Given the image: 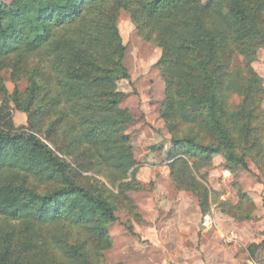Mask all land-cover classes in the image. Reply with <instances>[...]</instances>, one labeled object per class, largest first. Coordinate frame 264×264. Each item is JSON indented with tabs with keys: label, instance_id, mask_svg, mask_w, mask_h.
<instances>
[{
	"label": "trees",
	"instance_id": "trees-1",
	"mask_svg": "<svg viewBox=\"0 0 264 264\" xmlns=\"http://www.w3.org/2000/svg\"><path fill=\"white\" fill-rule=\"evenodd\" d=\"M110 2L115 4L109 7ZM117 4L129 11L139 33L162 49L158 65L171 110L163 117L203 124L219 138L218 143H207L191 135L173 137L167 158L173 183L198 197L204 215L211 211V190L199 170L211 166L219 153L225 156L226 170L247 166L244 154L234 151L232 132L241 133L245 141L259 139L251 124L260 115L256 97L261 81L251 67L248 77H241L239 66L233 80L230 60L235 52L253 56L264 47V0H0V72L11 69L13 79L28 55L47 53L52 71L62 75L52 104L69 106L78 121L70 126L75 133L72 143L88 148L73 167L35 132L0 128V218L29 226L91 224L101 238L95 243L99 256L104 239L112 243L108 225L118 218L106 196L78 181L79 170L125 171L138 163L125 134L130 116L119 107L125 94L116 82L130 74L114 25ZM225 6L227 11L221 9ZM222 52V62L216 63ZM2 80L0 76V89L7 92ZM235 86L242 100L229 110L227 90ZM250 149L259 150L257 144ZM184 155L193 159L191 166ZM183 168L188 173H182ZM33 178L59 186L39 193L27 184ZM134 190L130 182L119 184V196L126 201L134 202ZM244 196L236 205L214 201L237 219H251L248 212H238ZM0 264L12 263L0 258Z\"/></svg>",
	"mask_w": 264,
	"mask_h": 264
},
{
	"label": "rangeland",
	"instance_id": "rangeland-1",
	"mask_svg": "<svg viewBox=\"0 0 264 264\" xmlns=\"http://www.w3.org/2000/svg\"><path fill=\"white\" fill-rule=\"evenodd\" d=\"M4 1L10 3L12 0ZM108 4L112 7L115 3ZM118 6L114 25L125 48L123 62L130 78L121 79L116 84L118 91L125 94L119 107L126 109L130 116L125 134L138 163L125 171L108 167L89 171L80 169L78 175L79 182L106 196L113 205L118 219L108 225L112 243L105 238L104 251L99 256L100 249L95 243L101 238L95 236L90 229L91 224L74 225L60 221L29 226L23 221L11 222L0 218V258H8L12 264H242V255L247 254L258 264L262 263L264 47L253 56L235 52L230 60L233 80L236 78L233 70L238 66L243 78L248 77L251 67L262 86L256 97L260 100V115L251 124L259 139L256 141L253 136V139L250 137L245 141L241 133L232 132L234 151L238 156L244 154L247 166L239 164L234 171L226 170L225 156L219 153L213 156L211 166L199 170L200 174H206L214 199L236 205L240 195L244 194V202L238 212H248L252 220L235 221L215 206L211 213L212 226L208 228L194 194L177 188L173 183L167 158L173 137L191 135L207 143H218L219 138L203 124L181 120L179 116L163 117L162 113L166 111L170 115L171 110L167 103V82L158 65L162 49L157 43L145 39L129 11L123 5ZM152 37L156 38V35ZM222 59L223 52L216 63ZM21 65H18L13 79L11 69L0 72L3 86L8 89L7 92L0 89V128H26L35 132L75 167L84 159L81 151L86 152L88 148H76L72 143L75 133L70 126L78 121L69 106L52 104V97L60 91L62 75L57 76L52 71L47 53L43 56L30 54ZM167 71L169 74L172 72L170 69ZM15 88L17 93H14ZM241 100L236 86L229 92L227 90L229 110H233ZM65 108L69 110L65 112ZM255 144L259 150L250 149ZM184 156L191 166L193 159ZM183 169L182 173L186 171ZM121 182H130L137 188L130 192L134 202L119 196ZM27 184L39 193L59 186L38 178L29 180ZM220 229L237 232L243 246H228L220 237L221 231L218 233ZM257 241L262 243L261 248L248 251V246Z\"/></svg>",
	"mask_w": 264,
	"mask_h": 264
},
{
	"label": "crops",
	"instance_id": "crops-1",
	"mask_svg": "<svg viewBox=\"0 0 264 264\" xmlns=\"http://www.w3.org/2000/svg\"><path fill=\"white\" fill-rule=\"evenodd\" d=\"M190 192V191H189ZM195 196V195H194ZM196 197V201H197V205H198V207H199V209H200V212H201V215L205 218V221H206V225H208V228L210 227V226H212V222H213V217L211 216V213H212V211H214V208H215V206L216 207H218V209L222 212V213H224V214H227V213H225V212H223L222 211V209H221V207H219V205H218V203H217V205H215V201H214V194H213V192L211 191V211H210V213H208L207 215H204L203 213H202V211H201V208H200V205H199V199H198V197L197 196H195ZM227 215H229V214H227ZM233 220H235V221H248V220H252V218L251 219H237V218H235V217H233L232 215H229ZM221 231V229L218 231V233ZM228 233H236V234H238L237 232H235V231H228ZM239 235V234H238ZM263 239H264V236H263ZM260 242H262V240H260ZM260 242H253V243H251L249 246H248V251H250V250H259L260 248H261V246L260 245H262V243H260ZM228 246H231V247H234V248H241L242 246H243V244H242V241H241V237H240V240L237 242V243H235V244H227ZM241 261L243 262L242 264H258V262L254 259V258H250L249 256H247V254H243L242 255V258H241ZM260 264H264V261L262 262V263H260Z\"/></svg>",
	"mask_w": 264,
	"mask_h": 264
},
{
	"label": "built area",
	"instance_id": "built-area-1",
	"mask_svg": "<svg viewBox=\"0 0 264 264\" xmlns=\"http://www.w3.org/2000/svg\"><path fill=\"white\" fill-rule=\"evenodd\" d=\"M220 237L221 239L226 243V244H235L240 240V237L236 233H228L221 231L220 232Z\"/></svg>",
	"mask_w": 264,
	"mask_h": 264
}]
</instances>
